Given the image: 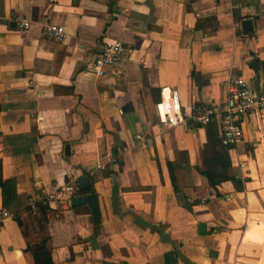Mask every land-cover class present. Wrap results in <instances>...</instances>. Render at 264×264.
Masks as SVG:
<instances>
[{
  "label": "crops",
  "instance_id": "crops-1",
  "mask_svg": "<svg viewBox=\"0 0 264 264\" xmlns=\"http://www.w3.org/2000/svg\"><path fill=\"white\" fill-rule=\"evenodd\" d=\"M113 41L123 53L95 77ZM227 77L264 93V0H0V176L15 193L3 208L0 191V264H33L41 241L51 264H264V115L242 119L231 181L200 175L192 118L226 101ZM172 92L183 123L166 128ZM105 154L115 163L98 169ZM84 177L97 225L85 205L44 199Z\"/></svg>",
  "mask_w": 264,
  "mask_h": 264
},
{
  "label": "built area",
  "instance_id": "built-area-1",
  "mask_svg": "<svg viewBox=\"0 0 264 264\" xmlns=\"http://www.w3.org/2000/svg\"><path fill=\"white\" fill-rule=\"evenodd\" d=\"M27 25L26 21H19V28L26 29ZM40 34L43 38L56 43L61 42L64 37L63 29L54 25L43 26ZM122 53L123 47L118 41L106 43L87 67L95 77H103L107 70L118 62ZM222 88L226 101L223 104H209L198 109L192 119L201 126L217 120L221 137L234 145L241 142L242 119L253 114L264 115V93H255L240 77H227L222 83ZM170 98L171 112L158 116V122L166 128L183 123L173 92ZM135 138L140 139L138 135ZM101 159L103 162L98 165V169H102L106 163L111 165L115 163V158L110 154H105ZM76 190L74 182L70 180L62 186H51L44 199L48 203L54 202L60 207H65L69 205V200L74 197ZM8 217L9 213L5 209H0V228Z\"/></svg>",
  "mask_w": 264,
  "mask_h": 264
},
{
  "label": "trees",
  "instance_id": "trees-1",
  "mask_svg": "<svg viewBox=\"0 0 264 264\" xmlns=\"http://www.w3.org/2000/svg\"><path fill=\"white\" fill-rule=\"evenodd\" d=\"M256 62V61H255ZM191 78L197 85H201L198 75L191 71ZM198 127L199 125L194 124ZM205 144L201 149L202 169L200 175L205 178L207 185L210 188H215L222 182L231 181L226 174V169L229 166L227 158V151L232 145L226 142L219 133V128L213 122L204 125ZM171 185L174 187L173 177H170ZM232 181H234L232 179ZM0 191H1V205L3 208H8L12 205L14 200V183L12 180H2L0 176ZM86 188L83 191L76 190L74 197L79 196L80 193H88ZM30 252L33 264H51L49 253L45 247V241L27 247Z\"/></svg>",
  "mask_w": 264,
  "mask_h": 264
},
{
  "label": "water",
  "instance_id": "water-1",
  "mask_svg": "<svg viewBox=\"0 0 264 264\" xmlns=\"http://www.w3.org/2000/svg\"><path fill=\"white\" fill-rule=\"evenodd\" d=\"M251 24L250 21L245 20L241 22V28L243 31L250 30ZM211 122H214L213 120ZM88 186V179L82 178L78 183V188L80 191H83ZM86 206L89 209L91 222L93 225L98 224V213H97V205H96V198L95 195L92 193L79 195L76 197H72L69 200L70 207H78V206Z\"/></svg>",
  "mask_w": 264,
  "mask_h": 264
}]
</instances>
